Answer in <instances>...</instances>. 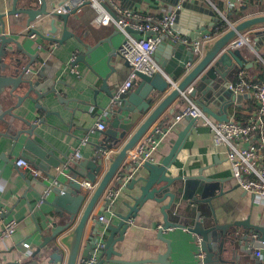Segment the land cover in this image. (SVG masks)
<instances>
[{
    "label": "water",
    "instance_id": "obj_1",
    "mask_svg": "<svg viewBox=\"0 0 264 264\" xmlns=\"http://www.w3.org/2000/svg\"><path fill=\"white\" fill-rule=\"evenodd\" d=\"M119 1L127 7L134 6L136 2H144ZM164 1L171 6L179 3V0ZM32 3V0H11L9 8H5L4 0H0L2 25L4 17L23 14L27 16L28 37L36 34L48 41L62 43L73 35L68 22L79 7L59 12L56 10L55 0H38L37 6ZM84 5H89V2ZM58 18L63 20L61 37L52 35L57 31ZM219 20L214 8L183 0L176 9L173 26L181 39L162 40L154 53V59L162 70L153 75L137 72L140 81L111 110L113 119L107 122L104 137L97 145V153L91 158H82L69 164L60 158H54L56 147L48 142L44 132L39 129L42 124L47 123L46 118L51 114L62 119L61 111L50 109L54 104L52 95L57 97L60 104H68V99L58 92L49 79L41 81L34 78L35 73L30 72L31 62L22 67L19 61L4 66L9 72H0V145H10V154L14 149L20 148V158L35 164L51 180H58V184L51 188L52 197L40 198V208L44 203L47 207L42 209V222L37 226L41 241L30 253L36 259L30 264H40L43 261L50 264H63V261L64 264H78L79 259H87L92 255L101 239L105 241L101 257L107 254L106 260H110L113 254L121 255L116 250V244L123 241L131 220L148 201L163 203L160 208L163 224L158 230V237L167 243V250L156 259H149L150 261L171 264V240L164 236V231L173 227L186 228L200 238V248L205 253L200 264H242L245 254L264 246V224H252L249 218L220 221L214 200L225 192L221 184L222 178L208 176L205 173L207 167H201L197 173L173 174L171 167L192 129L196 127L195 118L186 117L188 124L178 132L170 152L161 162L141 157L127 160L131 150L143 136L154 134L158 129L166 131L167 127L163 123L153 125L175 101L182 100L184 91L189 87H192L190 96L199 97L197 100L202 110L219 121H228L230 106L248 96L233 92L228 85L235 80L239 70L246 66L242 49L248 48L264 60V53L261 51L264 49V30L257 29L264 27V14L246 17L236 23L226 19L228 28L205 43L202 57L194 62L191 41L209 27H216ZM45 26H49L50 34L44 33L41 27ZM252 29L255 30L249 36V42H246V32ZM10 42L20 45L16 38L0 32V60L8 53L11 54L10 59H14L15 52L8 50ZM96 47L97 45L89 46L86 53ZM83 58L84 54H81L71 65L74 66ZM190 63H193L191 67L188 65ZM40 74L39 72L36 76ZM101 88L113 97L104 82ZM221 94L227 99L220 104L217 102L221 110L216 112L209 106V100L216 104V96ZM66 109L72 110L68 105ZM35 110L38 111L36 115ZM40 111H44V115L40 116ZM173 111H170L171 114ZM38 138L50 144L53 150L48 149ZM119 146L118 151L107 157L105 151ZM2 158L11 161L5 154ZM64 164L67 165L66 171L59 173L57 169ZM52 168L56 171L52 172ZM125 172H133V175L126 183L116 181V176L121 174L124 177ZM85 181L94 187L86 186ZM113 183L121 185L127 191L123 205L128 207V212L112 211L113 219L106 222L100 220V216L114 204L111 198L105 196V191ZM100 202L102 204L94 214ZM174 213L177 217L172 220L171 215ZM1 219H5V216L2 215ZM101 257L98 264L105 261ZM120 262L136 264L139 261ZM14 264L22 262L17 260Z\"/></svg>",
    "mask_w": 264,
    "mask_h": 264
},
{
    "label": "crops",
    "instance_id": "obj_2",
    "mask_svg": "<svg viewBox=\"0 0 264 264\" xmlns=\"http://www.w3.org/2000/svg\"><path fill=\"white\" fill-rule=\"evenodd\" d=\"M10 1L4 0L5 8H9ZM191 1L200 6L214 8L217 11V17L224 20L223 14L231 23H236L253 15L264 14V0ZM32 2L34 6L38 5V0H32ZM64 2L66 0H55L56 8H59ZM117 2L120 3L119 0ZM135 6H148L158 14L172 7L164 0H144L142 3L136 2ZM232 15L235 19L230 20L229 17ZM95 16L96 10L90 5L79 7L78 11L70 16L68 22V28L73 32V35L62 43L48 41L38 35L28 37L26 15L4 17L3 25L0 21V32L16 38L20 44L10 42L8 50L15 52L14 59H10V53L4 54L0 60V72L2 74L9 72L4 69V66L8 64L11 65L19 61L22 67L31 62L30 72L35 73L34 78L41 79V81L49 79L58 92L68 99V104H60L56 100L57 97L54 98L52 95L54 104L50 109L61 111L62 119L56 114H51L46 118L47 123L42 124L39 128L46 135L48 142L56 147L54 150L56 157H53L63 161H68L74 150L80 146L81 139L85 137L88 140L86 144L80 146L81 159L91 158L97 153V145L104 137V133L96 129V122L102 117H106L104 110L110 111L113 108L110 105L111 95L101 86L104 82L109 88V92L113 94L131 70L129 63H126L119 53L124 35L113 25L93 26L92 21ZM56 23L58 28L56 33L52 35L61 37L62 18H58ZM41 28L45 34H50L49 26ZM263 28L257 29L264 30ZM213 29L214 27H209L204 32L208 33ZM254 30L246 32V36H251ZM95 45H97L96 48L86 53L89 46ZM261 51L264 53V49ZM81 54H84V58L79 59L74 66L71 65L72 56L80 57ZM242 54L246 59V66H243V69L248 77L262 79L259 65L264 61L261 57L248 48L242 49ZM110 66L113 67V70ZM39 72L41 73L40 76H36ZM139 81L140 79L137 78L132 89L125 95L133 91ZM226 99L224 94L216 96V104L213 100H209V106L214 111L219 112L221 107L217 102L220 104ZM249 99L253 98L248 95L241 102L233 103L229 109V116H233L234 110L236 111L237 108H241L244 113L254 110L252 117L255 116L257 103L253 99L256 104L255 108V106L250 105ZM205 102L207 101L205 100ZM186 104V100L175 101L153 125L158 126V124L163 123V126L167 127L166 131L160 135L157 145L152 151L153 161L161 162L164 156L170 152L178 132L188 124V120L185 118L169 129L174 122L175 114L182 110ZM67 105L72 110L66 109ZM172 109L174 111L171 114ZM37 113L38 111L35 110V115ZM44 113V111H40V116ZM108 117L106 120L109 123L113 119L111 111ZM38 139L48 149L53 150L50 144L41 138ZM117 148L120 146L105 151L107 157L118 151ZM10 150V145H0V209L3 210L4 221L16 219L18 226L11 237L0 240V264H14L17 260H20L22 264H30L36 259L30 253L41 241L37 226L42 222V209L47 207V204L44 203L41 204V209L39 201L51 179L45 172L34 178L27 169L16 165V160L21 157L20 148L14 149L11 154ZM3 154L11 161L3 159ZM130 158L129 154L127 160L130 161ZM201 167H207L205 173L208 176L223 180L221 184L225 192L221 197L214 200L215 209L221 222L249 218L252 224H264V202L258 201L253 193L238 185L232 175L225 149L215 147L209 129L196 124L188 136L184 148L177 155L171 170L175 175L197 173ZM51 171L55 172L56 169L52 168ZM125 174L131 178L133 172H125ZM130 178L123 180V183H126ZM126 192L121 186V192L115 199L113 206L104 213V221L109 222L113 219L112 211L128 212V207L123 205ZM52 195L47 197L51 198ZM101 204L102 202L97 205L94 214ZM162 204L148 201L140 208L137 216L131 220V225L125 233L123 241L116 244V250L121 255L113 254L110 260H106L107 254H103L101 257L105 260L103 264H127L120 262L121 260L139 261L136 264H161L149 259H156L167 250V243L158 237V230L163 224V214L160 210ZM174 214L171 215L172 220L177 217ZM90 224L91 220L88 228ZM164 236L171 240L172 251L169 257L171 264H200L197 253L201 248L198 245L197 235L186 228L173 227L165 230ZM24 242L29 243L30 248H24ZM258 250H260L261 256L256 254L257 249H253L250 254L243 256L245 259L243 263L264 264V246ZM40 264L50 263L43 261Z\"/></svg>",
    "mask_w": 264,
    "mask_h": 264
},
{
    "label": "built area",
    "instance_id": "obj_3",
    "mask_svg": "<svg viewBox=\"0 0 264 264\" xmlns=\"http://www.w3.org/2000/svg\"><path fill=\"white\" fill-rule=\"evenodd\" d=\"M182 1L179 0L176 6L170 7L169 10H163L160 14L152 11L148 6L138 7L134 5L127 7L118 3L117 0H66L59 8H56L59 12H68L89 2V5L96 10V16L92 21L93 26L113 25L124 35L119 53L130 64L131 70L127 78L113 93L110 103L113 108L132 89L135 80L138 78L137 72L153 75L162 70L159 63L154 59L153 54L162 40L167 38L181 39L173 26L176 19V9L180 7ZM222 17L227 21L223 14ZM219 34L218 32L212 33V31L204 32L197 39L191 41L194 62L202 57L205 43ZM32 37H36V34H33ZM249 40V36H247L245 41L249 42ZM76 58L77 56L73 55L70 61L73 62ZM188 65L191 67L193 63ZM228 86L233 92L248 94L256 101L257 110L255 116L246 122H241L234 115L229 116L230 119L228 121L214 119L202 110L198 100L190 96L189 93L192 87H189L181 97L183 101L186 100L187 104L175 114L174 122L169 129L175 123L188 116L195 118L196 124L199 126L207 127L212 135L214 146L225 149L227 160L232 169V175L238 185L244 190L253 193L258 201L264 202V78L251 79L242 68L239 70L235 80ZM110 111L104 110V115L107 118H109ZM106 117H102L96 122V129L100 131L107 129ZM156 133L143 136L131 150L130 159L136 160L137 157H141L152 160V151L155 149L158 139L164 133V130L158 129ZM87 140V137L81 139L80 146L86 144ZM80 146L74 150L66 164L81 159ZM66 164L58 168L57 171L64 173L67 167ZM16 165L27 169L34 178L44 173L35 164L24 158L16 160ZM128 178H130L129 175L122 177L119 174L116 176V181H123ZM84 183L90 188L94 187L90 182L85 181ZM57 184V179L51 180L49 186L43 192L42 199L49 196L51 188ZM120 192L121 185H112L105 191V196L111 198L112 203H114ZM111 207L110 205L106 211L110 210ZM2 215L3 210L0 209V240L11 237L18 226L16 219L4 221V219H1ZM100 220L104 221L105 216H100ZM198 245H200L199 237ZM23 246L27 249L30 248V244L27 242H24ZM104 247V239L99 240L92 255L87 259H79L78 264H98ZM256 254L261 256L260 250H257ZM204 255L205 253L200 249L197 253L198 260L203 258Z\"/></svg>",
    "mask_w": 264,
    "mask_h": 264
},
{
    "label": "trees",
    "instance_id": "obj_4",
    "mask_svg": "<svg viewBox=\"0 0 264 264\" xmlns=\"http://www.w3.org/2000/svg\"><path fill=\"white\" fill-rule=\"evenodd\" d=\"M229 19H235L234 16H230ZM228 23L223 20V19H220L218 24L216 25V27H214L212 33H215V32H218V33H222L223 31H225L227 28H228ZM259 69L261 70V78H264V63L261 62V64L259 65ZM249 102H250V105L251 106H255V102L253 99H249ZM256 108V106H255ZM253 112L254 110H250L249 112L247 113H244L241 111V108H237V110L235 111L234 110V116L236 117V119L240 120L241 122H246L247 120H249L252 115H253Z\"/></svg>",
    "mask_w": 264,
    "mask_h": 264
}]
</instances>
